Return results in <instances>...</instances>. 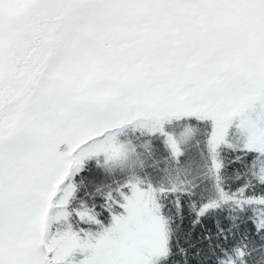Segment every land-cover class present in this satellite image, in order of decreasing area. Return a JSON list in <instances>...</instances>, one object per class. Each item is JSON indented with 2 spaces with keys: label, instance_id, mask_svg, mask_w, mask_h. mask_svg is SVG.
I'll use <instances>...</instances> for the list:
<instances>
[{
  "label": "snow or ice",
  "instance_id": "1",
  "mask_svg": "<svg viewBox=\"0 0 264 264\" xmlns=\"http://www.w3.org/2000/svg\"><path fill=\"white\" fill-rule=\"evenodd\" d=\"M0 264H264V0H0Z\"/></svg>",
  "mask_w": 264,
  "mask_h": 264
}]
</instances>
